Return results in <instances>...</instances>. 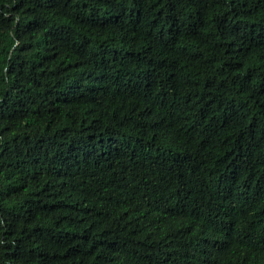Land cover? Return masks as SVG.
Here are the masks:
<instances>
[{"label":"trees","instance_id":"16d2710c","mask_svg":"<svg viewBox=\"0 0 264 264\" xmlns=\"http://www.w3.org/2000/svg\"><path fill=\"white\" fill-rule=\"evenodd\" d=\"M0 264H264V0H0Z\"/></svg>","mask_w":264,"mask_h":264}]
</instances>
